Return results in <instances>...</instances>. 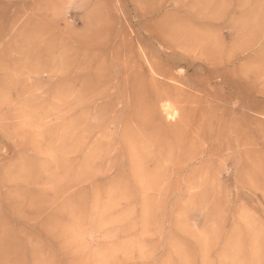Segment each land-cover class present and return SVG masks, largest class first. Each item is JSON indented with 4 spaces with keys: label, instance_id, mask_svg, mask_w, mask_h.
Listing matches in <instances>:
<instances>
[{
    "label": "rangeland",
    "instance_id": "374dc122",
    "mask_svg": "<svg viewBox=\"0 0 264 264\" xmlns=\"http://www.w3.org/2000/svg\"><path fill=\"white\" fill-rule=\"evenodd\" d=\"M210 224L264 264V0H0V264H201Z\"/></svg>",
    "mask_w": 264,
    "mask_h": 264
},
{
    "label": "bare ground",
    "instance_id": "6f19581e",
    "mask_svg": "<svg viewBox=\"0 0 264 264\" xmlns=\"http://www.w3.org/2000/svg\"><path fill=\"white\" fill-rule=\"evenodd\" d=\"M83 45H85V44H83ZM82 47V46H81ZM86 47V46H85ZM87 47H89V46H87ZM89 48H92L91 46L89 47ZM82 50V49H81ZM106 50V49H105ZM87 51H89V50H87ZM95 51H97V50H95ZM94 51V52H95ZM103 51V50H102ZM90 52V51H89ZM89 52H86L85 51V53H83V52H76L75 53V55H73L74 56V59L71 61V64H70V67H72L73 65L75 66V67H77V69H78V72H79V70H82V71H84V73H85V75H81V77H80V75H79V84H80V86H81V88H80V92L81 93H84L85 91H86V87L87 86H89L90 87V85H92L93 84V80L92 79H94V78H98V77H100V76H104L105 78H106V80L105 81H110V79H111V76H112V74H111V76H105V67L107 66V64H106V61L105 60H103V58H101V57H99L98 59H97V61H95V63H97V64H95V63H90L88 66L86 65V66H84V65H80V63H81V61H80V63H79V60H78V57L79 56H83V57H86V55L87 54H89ZM94 52H93V54H94ZM99 52V51H98ZM101 54V53H100ZM85 55V56H84ZM96 55V54H95ZM101 56V55H100ZM80 59V58H79ZM81 60V59H80ZM100 60H103L102 62L100 61ZM115 61H116V65L118 64V67H119V65H121V63L119 62V57H116V59H115ZM66 62H69V61H66ZM66 62H64V67H68L67 66V63ZM84 62V61H83ZM101 62V63H100ZM69 64V63H68ZM112 68V67H111ZM114 68V67H113ZM103 71H104V74H103ZM79 74V73H78ZM103 74V75H102ZM93 76H94V78H93ZM115 77V76H114ZM128 77H132V83H131V88L134 86L135 87V90L133 91V92H137V91H140L141 89L139 88V85L136 87V85H137V76H127V78ZM5 78V77H4ZM78 78V77H77ZM105 78H103L102 77V79H103V82H104V79ZM3 79V78H2ZM99 79V78H98ZM102 79H101V82H102ZM114 79V78H113ZM115 80V79H114ZM128 80V79H127ZM143 80V79H142ZM98 81V80H97ZM96 81V82H97ZM125 81V80H124ZM123 81V82H124ZM98 82H100V81H98ZM98 82H97V85L99 86V84H98ZM102 82V83H103ZM125 83V82H124ZM108 84H110L109 82H108ZM127 84V83H126ZM125 84V85H126ZM97 85H96V87H97ZM105 85V83H103V86ZM113 85V84H112ZM158 88V87H157ZM91 89V88H90ZM126 89V88H125ZM124 89V90H125ZM174 89V88H173ZM97 90H98V87H97ZM107 91L109 90L108 89V87H107V89H106ZM124 90H122V95L123 96H127V95H125V93H127V92H125ZM163 90V89H162ZM149 91H150V98H152V99H156V101H161L162 100V98L166 95V94H171L172 93V90L171 91H162V92H160V90H158V89H156V87H153V86H151L150 87V89H149ZM95 92V90L93 91V93ZM101 92V91H100ZM170 92V93H169ZM78 93V92H77ZM80 93V94H81ZM88 93V92H87ZM93 93H91V94H93ZM96 93V92H95ZM106 94L108 93V92H105ZM90 94V95H91ZM25 95V94H24ZM82 96V95H81ZM85 96H86V94H85ZM88 96V95H87ZM173 96V95H172ZM107 97V96H106ZM91 98V97H90ZM4 100V99H3ZM20 100V99H19ZM82 100V97L79 99V101H81ZM85 100H88V99H85ZM84 100V101H85ZM56 101V100H55ZM79 101H78V103H79ZM80 104V103H79ZM166 107V106H165ZM164 107V108H165ZM92 108H93V106H92ZM22 109V108H21ZM20 109V110H21ZM171 109V108H170ZM163 111H165V110H163ZM167 111V110H166ZM171 111H172V109H171ZM171 111H170V113H171ZM21 112V111H20ZM41 112V111H40ZM90 113V112H89ZM18 114V113H17ZM41 114V113H40ZM89 115V114H88ZM171 115V114H170ZM173 115H171V117H172ZM24 117V116H23ZM85 121H86V119H85ZM90 122V121H89ZM21 123V122H20ZM24 123H26V122H24ZM19 124V123H18ZM29 124V123H28ZM21 125V124H20ZM91 125L93 126V125H95V123L94 124H92L91 123ZM91 125H90V127H91ZM19 126V125H18ZM22 129V128H21ZM38 130V129H37ZM23 131V130H22ZM40 131V130H39ZM37 134V133H36ZM42 134V133H41ZM38 135H39V133H38ZM43 135V134H42ZM40 141V140H39ZM37 147V146H36ZM91 159H94V157L92 156V157H87V158H82L81 160H80V162H79V167H78V170L80 171V169L84 172V170L85 169H88L89 167H90V170H91V165L93 164L92 162V160ZM95 161V160H94ZM110 162V161H109ZM108 162V163H109ZM110 165V164H109ZM219 220V217H209V220ZM220 221V220H219ZM212 223V222H211ZM221 223V222H220ZM214 224V223H213ZM213 224H210L208 227H207V229H206V231L205 230H203L204 232H203V234H201L200 236H198V237H196V244H197V246H198V256L200 257V260H201V264H209L208 263V261H207V259H206V255H207V252L211 249V247H213V245H215L214 244V241L216 240V238L218 237V232H219V230H218V228H213ZM148 224H147V217H140V219H139V225H138V228H140V230H141V232H145L146 230H147V228H148V226H147ZM215 225H217V224H215ZM214 225V226H215ZM126 228V227H125ZM120 229L122 230V228L120 227ZM133 229H135V227L133 228ZM126 230H128V229H126ZM126 230L124 231V232H126ZM250 230H252V229H250ZM130 231V230H129ZM114 232H117V229H115L114 230ZM128 232V231H127ZM251 233H254L253 234V236L251 235ZM238 234V233H237ZM249 234H250V238H249ZM209 235V236H208ZM207 236L209 237V238H207ZM246 236H247V241H246V243H244V241H240L237 237H236V235L235 234H232L231 236H228L229 238H227V242L225 241V243H226V245H225V247L224 248H221L222 250H220L219 251V254H217L218 255V258H219V264H254V262H257V250L255 249V245H256V236L257 237H260V233L258 234L257 232H252V231H249V232H246ZM133 242H135V243H132V245L131 244H129V245H125V246H121L120 248V250H123L124 252H127V251H132L131 249L133 248V246L134 247H136V249H137V246L138 245H140L141 247H142V242H136V241H133ZM248 243V245H247V249H248V253H249V256H246V257H243V255H242V253L244 252L243 251V249L241 248L242 246H244L245 244H247ZM146 244H149V243H146ZM145 245V244H144ZM140 246H138V252H139V257H141V258H145V255L142 253L143 251H144V249H143V251L142 252H140L141 251V248H139ZM122 247H125V248H122ZM111 249V248H110ZM174 249H175V251H176V253H177V262L175 263V264H189V260L191 259V256L190 255H188L186 252H184V251H182L181 249H178L177 247H174ZM178 249V250H177ZM130 251H129V253H130ZM124 254H126V253H124ZM137 255V256H138ZM129 257V255L128 256H124L123 258H128ZM135 258V257H134ZM138 259V258H137ZM104 263V261L103 260H101V259H96V261H95V264H103Z\"/></svg>",
    "mask_w": 264,
    "mask_h": 264
}]
</instances>
